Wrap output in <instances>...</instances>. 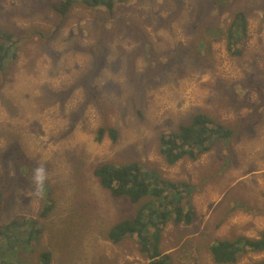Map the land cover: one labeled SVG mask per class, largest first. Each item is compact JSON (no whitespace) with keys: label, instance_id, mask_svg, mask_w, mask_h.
Returning a JSON list of instances; mask_svg holds the SVG:
<instances>
[{"label":"rangeland","instance_id":"rangeland-1","mask_svg":"<svg viewBox=\"0 0 264 264\" xmlns=\"http://www.w3.org/2000/svg\"><path fill=\"white\" fill-rule=\"evenodd\" d=\"M60 3L0 0V27L19 40L0 71V263L50 252V264H150L137 237L109 238L142 203L102 187L94 171L106 162L138 161L193 188L180 194L193 223L161 230L170 264H216L213 243L264 233V0H130L112 15L76 5L66 18ZM239 12L248 37L233 55L224 34ZM200 112L234 137L167 164L160 137ZM108 128L117 140L99 139Z\"/></svg>","mask_w":264,"mask_h":264},{"label":"trees","instance_id":"trees-1","mask_svg":"<svg viewBox=\"0 0 264 264\" xmlns=\"http://www.w3.org/2000/svg\"><path fill=\"white\" fill-rule=\"evenodd\" d=\"M130 0H61L56 6L57 12L66 18L76 5H83L89 9L107 10L111 15L115 13L118 3L124 4ZM230 30L224 34L228 50L233 55H242L243 50L238 48L248 37L249 23L245 13L239 12L234 16ZM60 28V27H59ZM56 32L53 34L55 37ZM15 31L7 32L0 27V71H7L11 63L18 58L19 40ZM52 38V35L48 37ZM111 139L117 140L118 131L114 128L101 129L99 139H103L108 132ZM232 129L215 122L208 114H195L189 122L182 124L177 131L164 133L160 137V154L169 165L180 163L185 158L195 161L210 152L218 142L233 138ZM147 166L141 162L117 165L102 163L94 171L104 189L112 196L127 198L131 203H142L138 213L132 219H122L109 231V238L114 243L126 238L137 237L141 249L150 258V264H170V256L160 251L161 230L170 221L191 225L195 219L194 208L181 205V192L187 194L192 191L188 184H176L161 178L154 168L144 169ZM31 175L27 172V178ZM46 191L47 184L42 183ZM170 192L173 198L167 193ZM2 193L0 192V199ZM169 200L166 204L165 201ZM49 209V208H47ZM46 209V210H47ZM35 224V222H32ZM18 225V221L5 227L6 233L10 228ZM34 226V225H33ZM151 230H154L151 233ZM40 233L34 227L29 234L30 240ZM210 254L216 264H236L240 257L249 253L264 254V233L257 238L238 237L235 240H220L209 247ZM40 264H50L52 254L45 252L40 257ZM0 264H14L3 263ZM253 264H264V258Z\"/></svg>","mask_w":264,"mask_h":264},{"label":"bare ground","instance_id":"bare-ground-1","mask_svg":"<svg viewBox=\"0 0 264 264\" xmlns=\"http://www.w3.org/2000/svg\"><path fill=\"white\" fill-rule=\"evenodd\" d=\"M49 39V38H48ZM244 111V110H243ZM56 147V146H55ZM49 150V149H48ZM77 163V162H76ZM219 232V231H218ZM224 234V233H223Z\"/></svg>","mask_w":264,"mask_h":264}]
</instances>
